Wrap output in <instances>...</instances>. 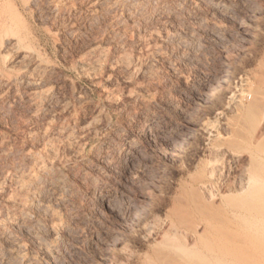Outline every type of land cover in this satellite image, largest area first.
<instances>
[{
	"label": "rangeland",
	"instance_id": "obj_1",
	"mask_svg": "<svg viewBox=\"0 0 264 264\" xmlns=\"http://www.w3.org/2000/svg\"><path fill=\"white\" fill-rule=\"evenodd\" d=\"M107 1L0 0V264H183L165 243L204 193L199 170L218 164L224 194L249 162L229 143L264 136V116L237 111L264 69V0H163L142 15L147 0ZM26 53L46 68H24ZM24 175L36 184L22 193ZM185 220L184 247L207 227Z\"/></svg>",
	"mask_w": 264,
	"mask_h": 264
},
{
	"label": "bare ground",
	"instance_id": "obj_2",
	"mask_svg": "<svg viewBox=\"0 0 264 264\" xmlns=\"http://www.w3.org/2000/svg\"><path fill=\"white\" fill-rule=\"evenodd\" d=\"M109 1H111L110 3L115 5V7L116 6L121 7L122 9H125V10L128 8V6L130 7L133 5L134 2H136V0H108L107 1L108 4H109ZM99 2L101 3V1H99ZM156 3L158 4V7L160 9L164 6L163 0H147V4H145L146 6L139 7L142 9L137 10V13L141 14L142 12H146V11H144L145 8H146V10L150 9ZM53 8H55V7H53ZM160 9H158V10H160ZM147 12H148V10H147ZM15 45H17V44H15ZM17 47H15V49ZM147 53H148V51H147ZM35 57H36V55H33L32 53L31 54L26 53V55L23 56V59L27 60L28 62L26 64V67L24 66V68L28 69L30 66L32 67V65H35V67L39 68V69L46 68L45 66H43L42 62H40ZM120 66H121V64H120ZM262 70H263V72L261 71L260 72L261 74H259L257 77L256 84L250 85L249 88L247 89L248 93L249 92L253 93V94L249 93L250 95H252L251 100L250 101L247 100L248 95L246 97L245 96L246 94H243L240 101H238V103H237V111L240 114L239 116H240L241 120L246 122L247 124L248 123L255 124L256 123L255 121H257L259 118L264 116V69H262ZM7 76H9V75H7ZM35 80H37V79H35ZM28 83H30V82L28 81L27 84ZM34 84H35V82H34ZM5 85H9V83H5ZM240 127H242V126H240ZM252 129H254V128H252ZM235 133H239V132H235ZM240 135H242V133ZM240 135L237 134L238 138L240 137V139H241L242 137ZM259 137H260V135H259ZM254 140H256V141H254ZM254 140L248 139L246 137L244 138V136H243L241 143H239V142L237 143V141H235V142L231 141L232 143H229L228 151L230 152V154L233 155V157L240 158L242 156V155H240L241 154L240 151H244V152H246V155L248 156L249 162L245 167H243L241 169L237 181L229 184L228 190L225 191L224 194L219 193V195H217V194H215V192L212 189L213 188L212 186L215 184H218L219 181L221 180L220 178L222 177V175H220V172H222V171H220V167L218 164L215 163L210 168L207 167V168H202V170H199L200 172L202 171L201 172L202 175L200 177L201 179H198V180H200L199 182L202 185L201 187L204 189L203 195H202V191H201L202 196L200 195L199 192H195V193L193 192L195 195L191 193L195 197V199H194V197L190 196L192 198V200L190 198L191 201L184 200L187 202L186 204H184V207H183L184 209H182L184 211L179 212V213H175V214L177 215V218H178L177 224L179 226H182V225L184 226V224L186 225L185 218L187 217V215H193V210L195 211L196 214H199L200 216H202L206 219L207 225L206 224L205 225L208 228L204 226L205 229L202 230V232H200L198 230V228H194V226H193L194 229L192 230L194 235L198 236V239L202 243L203 248L199 249V247H198L199 244L197 242L195 243L193 234H192L193 236L190 235L193 238L192 239L193 241L191 240L193 242V244L190 243V244H188V246L184 247L183 245L177 243L176 238H179L178 236L181 235L180 234L181 230L179 231V228H177L178 225H176V224L174 226H172L173 224H171L170 230H172V231H170V232H171L172 238L169 242L167 241V243H165L167 245L166 248L168 247L172 252L179 254L178 255L179 257H181L180 256L181 254H183L182 255L183 257L185 255L184 258L186 260L183 258L184 259L183 264H264V161L262 159V156H264V136L262 137V135H261V137L259 139H254ZM244 145H247L248 148L243 147ZM213 150H214V148H213ZM215 150H217V149H215ZM43 151H45V150L43 149ZM218 151H220V150H217V153H218ZM39 156L40 155H38V157ZM36 157L37 156H35L33 153L28 156L29 160L34 159L32 164L34 165V163H35V166L38 167L41 164L39 163L38 157L37 158ZM40 160H42L41 163H43V159H40ZM246 163H247V161H246ZM43 164L41 166L44 167V169H45V166H43ZM222 167H223V165H222ZM37 169H39V168H37ZM200 169H201V167H200ZM24 174H26V173H24ZM30 175H29V177L28 176L26 177L24 175L25 178H28V180H30L29 182L31 184L30 185L28 183H27L28 185L23 184L24 182H26V180L22 179V180H24V182L22 181L23 183L21 182L23 185L21 184L20 185L21 187L19 186L21 188V192L22 191L24 192V190H26V189L31 190L30 187H32V185L34 186L36 184L35 183L36 179L33 178L35 180V181H33L32 177L30 178ZM28 188H30V189H28ZM203 189H201V190H203ZM21 192H20V194H21ZM25 193H27V192H25ZM196 193L197 194L199 193L198 196ZM219 196L222 198V200H224L228 204H230L229 206L226 204V206H228L230 208V211H225V214H227L226 215L227 217L223 216L224 210L221 207V209L223 210V211L221 210L223 212V213H221V215L224 217V219L227 218L225 220H223V218L220 219L221 217L218 218V216H217L218 213L216 214V212H218L220 210L219 204L216 203V198ZM220 205H221V203H220ZM207 209L210 211V213H208L209 211ZM178 210H180V209H178ZM22 214H23V212H22ZM218 215L220 216V213ZM188 218H189V216H188ZM191 219H192V216H191ZM242 219H244V220L246 219L245 220V221H247L246 225H248V226H249V224L251 225L250 226L251 229L249 227H247V231L245 230L246 233H244V234H246V235H244L242 233V232H244V229H242V228H244L245 226L242 227L243 226L242 225L241 226L242 228H241L240 224H239L240 221L244 222ZM247 219H250V220H247ZM58 220H59V218L53 214L51 226H50L52 232L57 231V224L58 223H56V221H58ZM187 222H188V224H187L188 228H189V225L192 226L191 224H189V222H191V220H189ZM226 225H233V226H235V229L233 227H231L232 230L226 229V228H229L228 226L226 228H224ZM191 228L192 227H190L189 229H191ZM248 228L250 229V231L252 230V233L250 236H247V235H249L248 234ZM240 229L242 230V232ZM245 229H246V227H245ZM168 234H169V232H168ZM169 235H168V237H170ZM211 237L213 240H214V238H216L214 240L215 241L214 244L209 242V240H210L209 238H211ZM217 238L219 239V241L216 242ZM169 239L170 238H168V240ZM158 254H160V253H158ZM160 259L161 258L159 257V259L158 260L156 259V260L159 261ZM159 264H161V263H159ZM170 264H172V263H170Z\"/></svg>",
	"mask_w": 264,
	"mask_h": 264
}]
</instances>
